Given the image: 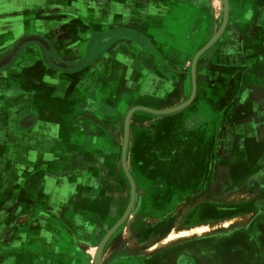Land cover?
<instances>
[{
    "label": "crops",
    "instance_id": "crops-1",
    "mask_svg": "<svg viewBox=\"0 0 264 264\" xmlns=\"http://www.w3.org/2000/svg\"><path fill=\"white\" fill-rule=\"evenodd\" d=\"M223 6L222 0H0V264L89 261L82 245L97 243V214L107 232L119 219L111 220L113 203L103 189L110 178L102 171L118 162L128 112L190 99L193 59L221 28ZM225 130L232 146L264 131V0H229L228 24L198 61L188 107L133 114L134 165L154 174L141 178L145 188L131 222L167 217L154 206L169 198L176 216L186 187L174 186L170 197V182L156 172L172 168L163 161L172 151L187 155L192 173L204 171L206 152ZM221 179L218 188L229 185ZM191 183L196 190L185 201L209 195L202 181ZM239 187L217 199L246 202L249 209L233 220L248 223L160 243L138 264H236L250 246L264 264V177Z\"/></svg>",
    "mask_w": 264,
    "mask_h": 264
},
{
    "label": "rangeland",
    "instance_id": "rangeland-1",
    "mask_svg": "<svg viewBox=\"0 0 264 264\" xmlns=\"http://www.w3.org/2000/svg\"><path fill=\"white\" fill-rule=\"evenodd\" d=\"M124 124L125 123L123 122V133L122 137L119 139L121 144L118 154L119 157H117L118 162L113 166V169L107 172L102 171L103 177L110 178L107 182L108 184L105 185L103 189H107L108 193L110 194L109 199L113 203V212L115 213L113 217H111L113 223L118 217L121 219V217L126 213L132 196L131 182L123 169L121 160L124 141ZM216 127L217 125L215 124L214 128ZM165 139L167 140V138ZM130 143L131 136L129 140L127 163L136 186L137 198V194H142V189L145 187L138 184V175L135 173L136 167L134 165ZM174 147L176 148V146ZM184 161L188 162V159L185 158ZM238 172L239 173H236V175L243 174V171ZM163 173L168 180V183L170 182L171 184L169 185L170 188H173L175 185H184L186 187V191H184V193L181 195L180 200L185 201L196 190L195 187H192V183L188 184V182L195 177L194 173H192V168H180V166H177L176 168L173 167L171 171L168 168H163ZM209 174L212 175L211 172H209ZM204 183H206V185ZM215 183L216 181H213L211 176L206 177L205 181L203 182V186L204 189L207 188L205 192L208 191L209 195L205 194L203 197L198 198V200H195L196 197H194L190 201H185L178 204L176 209L177 217L175 216V212H172L170 218L167 216L162 219L159 217L148 219L149 222H144V225H137L135 220L131 222L132 219L131 216H129L121 228L110 238V242L108 241L109 243L106 244L101 256V264H138L144 259V256H151L153 253H155L160 248V243L166 247L172 245L176 241H184L188 239L199 238L204 235L220 233L221 231H225L226 226H237L234 224L235 221L243 219H237L234 221L233 216L242 213L243 210L247 208L248 204L241 200H227L220 202L217 197L222 196V191H224L225 188L224 186H219L218 188ZM203 186L201 185V187ZM231 186L237 185L233 184ZM206 196L208 197V200H206ZM224 199H227V197ZM200 205H207L214 211L213 213L215 215L205 218L203 215H201V217L195 216L191 220L189 218V214L200 209ZM219 210H224V213H220ZM189 220L193 222L192 225H198V228L188 231L186 228L189 224ZM246 220L248 219L246 218ZM96 222L97 228H102V231H98L100 229L93 231V235L94 233L96 235V245H93L91 248L88 245H82L83 254L87 255L89 258V261L86 264H95L98 247L107 233V230L103 228L104 219L102 218L101 214H97ZM160 231H164L162 232L163 234L159 235ZM244 249H247V256L246 258H237L240 261V264H262L263 258L261 257V252H259L256 248L254 249L253 246L245 247ZM239 261L235 260L234 263L239 264Z\"/></svg>",
    "mask_w": 264,
    "mask_h": 264
},
{
    "label": "flooded vegetation",
    "instance_id": "flooded-vegetation-1",
    "mask_svg": "<svg viewBox=\"0 0 264 264\" xmlns=\"http://www.w3.org/2000/svg\"><path fill=\"white\" fill-rule=\"evenodd\" d=\"M235 91L237 92V89H235ZM235 91L231 90L229 91L228 94L232 96ZM255 95H259V92H256ZM253 109L254 107L252 106V110ZM229 114L230 113L228 112L227 107H224L223 111L221 110L222 116H225V117L227 116L228 118ZM215 116L217 119L220 118L219 117L220 115L218 114H215ZM253 123L254 124L256 123L257 126L260 125L259 124L260 121L257 119V117H255V120H253ZM258 131H259L260 137H249V136L243 137L242 136L237 140V143H238L237 146H234V145L232 146V143H234V141L232 140V138L226 137L228 135L226 130L224 132L223 131L218 132V135L216 136L219 138L215 139L214 148L208 149V151L205 154L206 163L204 164V166L206 167V169L204 171L203 170L201 171V169L198 168V170L195 171V174H194L195 177L193 178V180L195 179V181L204 182L205 178L210 177V176H211V179H213V181H217L219 178H222L221 180L229 182V185H225L224 187L225 188L224 190L227 193V192L233 191L234 188H240L239 186H240V183L242 182H255L256 180L258 181V178L259 180L260 178L262 179V177H264V131L263 130H262L263 132H261L260 130ZM216 141H218L220 145L222 143H225L224 144L225 147L224 148H222V146L218 147L216 144ZM176 148L174 147V150H176ZM173 152L174 151H172L170 155V159L163 160V161L167 162V164H170L172 168L173 167L176 168L177 166H180V168L182 167L190 168L192 161L191 162L184 161L185 158L187 159V155L182 154L180 151H178L177 153H173ZM188 157H192V156L188 155ZM193 159L195 158H192V160ZM139 166L141 167L142 165H139ZM171 169L169 170L171 171ZM238 171H241V172L243 171V174L236 175V173H239ZM153 172H154L153 170H148L144 168H142L141 170L139 169V171L136 169L135 173L138 175L137 177L138 184L141 183L140 181L142 180L141 178L143 176L145 177L150 176L154 174ZM209 172H211L212 175H210ZM156 173L157 175L155 174V176L166 179L163 173V170H158ZM200 174H201V178L196 179V176ZM238 182H239V185H238ZM233 184L237 186H231ZM181 186H184V185H180L179 187ZM246 188L252 190V188H250L249 186H247ZM206 189L207 188H205L204 190ZM172 191H173V188H170L169 190L170 197H171ZM182 193H184V191ZM182 193H180V195ZM170 200L171 198H169L168 201H164V202H160L156 204L154 206L156 212L164 213L166 210L167 212L165 214H167V216H169L170 218L171 213L174 212L173 209L168 211L169 207L173 206ZM168 202L170 204H168ZM180 202H185V201H180ZM259 204L264 205L263 202H259ZM203 208L204 209H199L195 211L196 213L195 212L190 213L189 218L192 220L194 216L197 215V213H201L204 218L215 215L213 213L214 211L210 207L205 206ZM247 209H249V205H247V208L245 210ZM219 212L224 213V210L223 211L219 210ZM191 220H189V224L187 228L189 226H192L193 222H191Z\"/></svg>",
    "mask_w": 264,
    "mask_h": 264
},
{
    "label": "water",
    "instance_id": "water-1",
    "mask_svg": "<svg viewBox=\"0 0 264 264\" xmlns=\"http://www.w3.org/2000/svg\"><path fill=\"white\" fill-rule=\"evenodd\" d=\"M223 23L219 31L212 37V39L209 41V43L201 49L194 57L193 62H192V85H193V90H192V95L188 101L185 103L178 105L174 108L171 109H166V110H153L147 107H135L131 109L125 119V124H124V141H123V147H122V154H121V160H122V166L123 169L129 178L132 186V196H131V202L130 205L126 211V213L119 219V221L106 233L105 237L103 238L102 242L100 243L98 247V251L96 254L95 258V264H101V256L103 253V250L110 240V238L121 228V226L125 223V221L128 219L130 216L132 209L134 208V204L136 201V186L133 180V177L129 171L128 168V163H127V154H128V147H129V140H130V127H131V119L132 116L135 112L137 111H144L147 113H151L154 115H169L172 113L179 112L186 107H188L196 97V91H197V64L200 59V57L208 51L222 36L224 33L226 26L228 24V19H229V0H223Z\"/></svg>",
    "mask_w": 264,
    "mask_h": 264
},
{
    "label": "bare ground",
    "instance_id": "bare-ground-1",
    "mask_svg": "<svg viewBox=\"0 0 264 264\" xmlns=\"http://www.w3.org/2000/svg\"><path fill=\"white\" fill-rule=\"evenodd\" d=\"M212 117L215 118V116H212ZM214 118H213V119H214ZM209 120H210V119H209ZM212 121H213L212 124H215V123H214V120H212ZM212 124H211V125H212ZM227 199H228V198H227ZM181 205H182V204H181ZM248 221H249V220H246V219H243V220H237V221H235L234 224L237 225V226L239 227V225H245L246 223H248ZM224 227H225V226H224ZM231 228H232L231 226H230V227H227V226H226L225 231H229V230H231Z\"/></svg>",
    "mask_w": 264,
    "mask_h": 264
}]
</instances>
